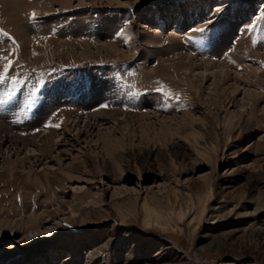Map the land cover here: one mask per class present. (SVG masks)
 Instances as JSON below:
<instances>
[{"label": "rangeland", "instance_id": "obj_1", "mask_svg": "<svg viewBox=\"0 0 264 264\" xmlns=\"http://www.w3.org/2000/svg\"><path fill=\"white\" fill-rule=\"evenodd\" d=\"M80 1L0 19V264H264V0Z\"/></svg>", "mask_w": 264, "mask_h": 264}, {"label": "bare ground", "instance_id": "obj_2", "mask_svg": "<svg viewBox=\"0 0 264 264\" xmlns=\"http://www.w3.org/2000/svg\"><path fill=\"white\" fill-rule=\"evenodd\" d=\"M77 1H79L80 3L82 2L80 0H77ZM108 1L110 2L111 0H108ZM55 2H58L61 8H65V7L71 6L73 4L72 0H0V16H1L0 19L2 21H4L6 24L8 23V22H6L8 20L11 22L10 25L7 24L8 26H5V27L9 31H11V33H13L14 36L17 38V40L19 41V43L21 44V47H22L23 57L25 58L26 61H28L30 63H35L36 62L35 59L37 57H39V54L36 56H33V55H31L32 54L31 52H30V54L28 53V47H30L29 46L30 29L27 27H24L21 24V22H20L21 21V15H22V13L26 14L29 12H31V13L32 12H36V13L48 12L50 9H52L53 3H55ZM88 103H89V100L85 101V102H81V104H79L80 109L81 108L89 109V108L95 106L96 104H98V102H96L94 104L92 103L89 105H88ZM58 105H59L58 102L46 105L43 108L44 115H47L51 110L57 108ZM68 112H71V111H68ZM71 113H73V112H71ZM100 114H102V113L98 111L96 113H90L88 116L93 117V116H98ZM68 115L70 116V113H68ZM9 116L0 115V136H1V133L5 134L4 138L0 137L1 147L3 145H5L6 149H8V151L14 150V153H16L17 150L20 148L25 149L26 152H28L30 150H32V151L39 150V151L43 152L50 145V143L53 142L52 141L53 137L51 138V136H49V135H45L44 136L45 138L43 137L41 139H38V141H41V144H38V141H36L37 136H33V137L21 136L20 135L21 133L19 134V131H21L20 126L18 127L16 125H13L11 123V121L9 120ZM75 123H77V122H75ZM33 127L34 126H32V127L30 126L28 131L30 129H32ZM14 166H15L14 163L8 162L7 167H6V171L10 173L13 170ZM146 210H147V216H146L147 220H152L154 222L161 223V221L163 220L161 213L154 211V209L151 210L150 208L146 209ZM59 222H61V221L58 220L57 223H59ZM220 264H222V263H220ZM224 264H234V263L233 262H226Z\"/></svg>", "mask_w": 264, "mask_h": 264}, {"label": "snow or ice", "instance_id": "obj_3", "mask_svg": "<svg viewBox=\"0 0 264 264\" xmlns=\"http://www.w3.org/2000/svg\"><path fill=\"white\" fill-rule=\"evenodd\" d=\"M36 15L37 14L35 12L31 13L32 18H35ZM197 31H203V29H198ZM0 36L7 37L8 39L12 40L13 44L16 43V41L12 37H10L9 34L6 31H4L3 29H0ZM5 59H7V57H5ZM8 63L10 64L11 61H8ZM177 99H179V97H177ZM101 107H108V105H101ZM56 126L59 127V125H56Z\"/></svg>", "mask_w": 264, "mask_h": 264}]
</instances>
